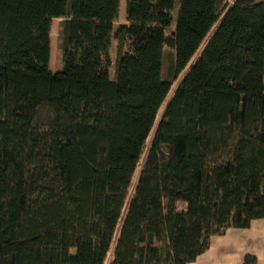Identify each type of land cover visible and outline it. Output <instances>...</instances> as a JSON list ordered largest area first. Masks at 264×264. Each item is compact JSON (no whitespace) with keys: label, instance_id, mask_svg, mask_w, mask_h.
I'll return each instance as SVG.
<instances>
[{"label":"trees","instance_id":"trees-1","mask_svg":"<svg viewBox=\"0 0 264 264\" xmlns=\"http://www.w3.org/2000/svg\"><path fill=\"white\" fill-rule=\"evenodd\" d=\"M173 3L0 0V264H191L264 220V0Z\"/></svg>","mask_w":264,"mask_h":264},{"label":"crops","instance_id":"crops-1","mask_svg":"<svg viewBox=\"0 0 264 264\" xmlns=\"http://www.w3.org/2000/svg\"><path fill=\"white\" fill-rule=\"evenodd\" d=\"M248 255L264 264V220L247 230L229 229L222 237H213L209 250L191 264H242Z\"/></svg>","mask_w":264,"mask_h":264},{"label":"rangeland","instance_id":"rangeland-1","mask_svg":"<svg viewBox=\"0 0 264 264\" xmlns=\"http://www.w3.org/2000/svg\"><path fill=\"white\" fill-rule=\"evenodd\" d=\"M176 6L177 4V0H173ZM127 5H128V0H121V7H120V17L119 20L120 21H124L126 19V15H127ZM174 6V5H173ZM175 8V7H174ZM64 20V16H62L61 19H57L54 21L53 23V30H52V34H51V38H52V54H51V63H50V69L52 72H58L61 71L63 68L62 65V58H61V53H60V38H59V34H60V25L61 22ZM176 21H177V11H172V13H170V19H169V23H168V32L170 34V31L175 28L176 26ZM116 41L113 42V45L111 47L110 50V56L113 62V66L110 70V76L112 80H115L116 78V61H117V49H116ZM172 51H170V49L168 47H165L164 49V56H163V70H164V76H166V74H168V70L172 64ZM182 76H180V78L177 80V82H175L174 87L175 88ZM165 78V77H164ZM137 172V176H138ZM180 207H183V205H180Z\"/></svg>","mask_w":264,"mask_h":264}]
</instances>
